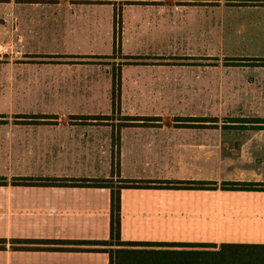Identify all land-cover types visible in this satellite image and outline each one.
I'll return each mask as SVG.
<instances>
[{"label": "crops", "instance_id": "0c3cea01", "mask_svg": "<svg viewBox=\"0 0 264 264\" xmlns=\"http://www.w3.org/2000/svg\"><path fill=\"white\" fill-rule=\"evenodd\" d=\"M56 1L60 5L65 0ZM27 2L8 0L12 6L9 34L15 49L56 58L72 74L58 79V85L64 87L57 95L63 109L22 112L5 123L0 110V178L8 182L0 184V238L44 240L39 246L49 248L17 250L7 243L0 249V264H109L108 254L95 250L100 246L89 241L109 238L110 189L10 183L24 177L125 179L150 184L120 190L122 241L264 244V190L221 187L228 182L264 185V141L222 136L210 142L202 120L200 128L186 129L177 125L179 121L162 120L175 116L167 111L71 109L68 103L75 106L82 100L112 102V78L104 81V90H98L95 87L103 84L102 79L95 71L81 75V66L90 72L86 64H91L85 60L113 48V19L107 17L99 28L95 17H31L21 13V5ZM83 2L95 4L94 0ZM242 14L237 11L232 17ZM101 45L104 50H99ZM120 82L121 102L169 100L162 98L169 93L158 83ZM84 86L90 89L80 88ZM230 125L234 130L264 129L262 123ZM98 150L108 155L104 163L98 164ZM113 150L118 151L116 173ZM2 156L6 162L2 163ZM179 181L215 182L217 188L158 186Z\"/></svg>", "mask_w": 264, "mask_h": 264}, {"label": "rangeland", "instance_id": "374dc122", "mask_svg": "<svg viewBox=\"0 0 264 264\" xmlns=\"http://www.w3.org/2000/svg\"><path fill=\"white\" fill-rule=\"evenodd\" d=\"M94 1L95 4H88L83 0H65L58 5L56 0H28L27 5H21V13L31 17H95L98 27L103 28L104 21L107 17L113 19L116 10L115 47L112 43L110 52L85 60L92 70L84 72L86 68L81 66V75L95 71L103 81L95 87L98 90L105 89L104 81L111 80L112 73L129 83L134 79L158 83L169 93L162 98L169 100L121 102L119 92L113 104L104 99L82 100L75 106L68 103L71 109L111 113L122 108L167 111L175 116L162 120L179 121L177 125L186 129L200 128L202 120V127H208L210 142L222 136L226 140L251 137L264 141V129L228 128L229 120L238 117L264 119V64L246 60L264 57V17H258L264 13V0ZM10 7L8 0H0L2 123L13 121L22 112L63 109L57 95L64 87L58 85V79L72 74L68 66L57 64L56 58L28 55L15 49L9 34ZM237 11L244 14L232 17ZM104 49V45L99 47ZM16 79L27 84L18 85ZM190 115L202 118H189ZM112 152L113 157L118 156V151ZM3 157L2 163L6 162ZM107 158L108 155L97 151L98 164Z\"/></svg>", "mask_w": 264, "mask_h": 264}, {"label": "trees", "instance_id": "16d2710c", "mask_svg": "<svg viewBox=\"0 0 264 264\" xmlns=\"http://www.w3.org/2000/svg\"><path fill=\"white\" fill-rule=\"evenodd\" d=\"M116 10L113 12V46L117 42L115 29ZM264 64V58H248ZM120 77L112 73V104L119 96ZM22 117H28L23 115ZM195 120V119H192ZM260 118L231 119L230 126H262ZM249 124V125H248ZM118 156L112 158V169L118 172ZM7 180L0 178V184H7ZM11 184L19 185H52V186H92L110 189V227L109 238L101 241H89L90 244L100 246L95 250L106 252L109 264H264V244L242 243H185V242H143L120 240V190L126 187H146L148 183L125 179H86V178H15ZM168 188H207L216 189L215 182L195 183L179 181L158 185ZM222 188L234 190H264V185L258 183L228 182L221 184ZM17 250H45L39 246L46 243L35 239H5L0 238V249L6 244ZM37 244V245H34ZM166 247V248H156Z\"/></svg>", "mask_w": 264, "mask_h": 264}]
</instances>
